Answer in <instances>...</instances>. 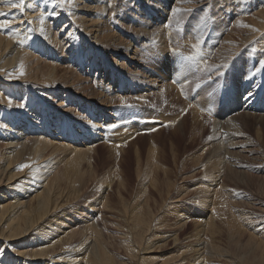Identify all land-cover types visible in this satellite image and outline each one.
<instances>
[{"label": "bare ground", "instance_id": "6f19581e", "mask_svg": "<svg viewBox=\"0 0 264 264\" xmlns=\"http://www.w3.org/2000/svg\"><path fill=\"white\" fill-rule=\"evenodd\" d=\"M16 2L0 0V21L10 24L0 29V264H186L181 252L153 254L164 242L152 240L153 207L197 165L199 188L168 206L190 218L193 202L214 215L209 233L216 218L228 235L215 243L198 219L192 245L200 253L187 264H203L207 253L204 264H264V150L237 127L264 116L251 105L258 96L241 86L260 82L264 71V0H25L22 11ZM174 8L191 11L173 15ZM237 62L239 84L228 81L219 99L194 86L203 72L221 75ZM251 64L260 70L243 80ZM259 90L264 102L262 82ZM161 124L187 141L183 150L198 141L191 166L174 142L167 168L154 148L144 159L130 141ZM126 141L136 186L121 167ZM99 147L108 149L102 167L90 157ZM117 206L120 222L105 212ZM116 245L126 255H110L119 254Z\"/></svg>", "mask_w": 264, "mask_h": 264}, {"label": "rangeland", "instance_id": "374dc122", "mask_svg": "<svg viewBox=\"0 0 264 264\" xmlns=\"http://www.w3.org/2000/svg\"><path fill=\"white\" fill-rule=\"evenodd\" d=\"M205 38L206 37H199L198 38L199 44L202 41H205ZM171 52L173 53V50L171 51V49H169V54H172ZM192 57H193V55H192ZM195 62H196V57H193L189 63L190 64L193 63V67L196 68ZM232 66H233V68H232ZM193 69L189 70L190 73H193L192 76L194 77L195 75H199L200 72H196V71L193 72L194 71ZM201 69H199V70H201ZM242 69H243V66L241 65V63L237 62L236 67L234 66V64H232L230 67L225 68L221 72V75H218L220 73V71H219V73L217 72L216 75H218V76H216V75L215 76H208L209 73L206 71L207 73L206 72L202 73L200 81L195 82L193 84L195 87L201 86V87L205 88L207 95L213 93V95L219 99L220 96H223V93H226V90L228 87V81H230L229 85L233 81L237 82L235 85L239 84L235 71L237 70L239 73V72H241ZM255 71H257V67H255L254 64L253 65L251 64L249 67V70L244 75L243 80L246 76H247L246 78H248ZM260 72L262 73L261 77L259 76L260 82L263 83V90H264V71H260ZM192 76L189 78V80L192 78ZM211 78H213V79H211ZM260 82H259V80L254 79V81L252 83L247 84V86H244V83L241 81V86H242L243 90H245L244 93L248 92L249 90H253L252 93L255 96H258L257 98H259V99L257 101H253L251 103V105L254 104V102H255V105L256 106L259 105V107H261V110H262L264 107V105H263L264 102H263V99L260 97V90H259ZM190 90H192V88H189V90H186L185 92H187L189 95L190 94L192 95L194 91L193 90L190 91ZM235 91H236V89H235ZM227 92H230V90H228ZM168 99L170 100L171 98L169 97ZM217 102H218V100H217ZM169 106H171V105H169ZM117 113H119V112H117ZM259 115H260L259 117L245 118L244 119V125L245 126H241V125L237 124V127L240 128V130L242 131V134H244L246 136L248 135L247 137H249L250 140H252L256 146H260V148H262L264 150V116H262L261 114H259ZM165 126H168V125L165 124ZM153 129L154 128H150V129L146 128L145 130L143 129L144 131H147V132L149 131V133H144V134H140V132L142 131V129H140L137 132L138 135L136 134L135 137L130 139V141L133 140V141L139 142L137 144L139 147V150H140L139 152L142 154L144 159H146L147 153H148L149 149L152 147L156 151L155 152L156 155H155L154 159L160 165V167L165 166L167 168H170L171 156H172V154H171L172 153L171 142H174L176 147L180 149V152L186 154L183 157V159L186 162V165L191 166V158L192 157H190V153L192 152L193 148H197V146H198L197 140H195V141L190 140L189 143L187 144V146L185 147V149L183 150V147L185 146L187 141L184 138L179 137L175 130H172V128L170 129V127L169 128L163 127L162 124L156 130L151 131ZM257 131H258V133H257ZM208 134H210V132L209 133L204 132L202 134V139L207 137ZM220 140H219V142L221 143ZM130 141H126V143H124L123 146L121 147V148L125 149V151H126L125 153H123L124 159H123V162L121 163V167H122V170L125 172V174L131 177L133 186H136L138 181H136V177H135V163H134L135 162L134 161V153L135 152H134L133 147H131V146L128 147V143ZM107 150H108L107 148L99 147L96 152L90 153V157H91V155H93L94 165H97L98 167H102V166L106 165L105 157L108 154ZM97 154H99L98 157H97ZM201 163H203V166H204V159L203 158H201V160H200V164ZM84 167H86V165H84ZM198 167H199V165H197L195 168H198ZM188 168H191V169H187L182 174L195 171V176L193 178H189L186 181H184V183H183L185 185L184 187L172 188L171 193L168 194L169 197L166 198L167 202L163 207L157 209L156 205L155 206L153 205L154 206L153 207L154 212H155V218L157 220H156V225L151 230L152 233H153V231L155 232L153 235V239H152L153 241L161 240L162 238H164V242L156 243L154 245V247H156V249H158V251L154 252L153 254H156V256L162 255L163 257H165V255H167V254L169 255L171 253L181 252V254L179 255V258L182 257L180 262L184 261V263H186V264L188 262H192L193 259L195 257H197V254L200 253V251L196 252L195 246L192 245V238H193V234L195 232V227L197 224L196 221L198 219H199L200 227L205 228V234L207 233L209 236L214 237L215 243H217V238L226 239V236L228 235L227 234L228 228L226 226L227 224L221 223L222 221H218V219H216V218L214 221L216 224V230L213 233H209L207 231V221H208L209 217H213L214 215L210 216V213L208 212V210H206L205 212L198 211L197 207L195 206V204L193 202L190 205L192 207V211H193L190 218H184L183 215L185 214V211H183V210L179 211V209L177 210V208H174L173 206H171V207L168 206V204H172V202H174L179 197L190 199L193 196L194 193H192V192L196 191L199 188V185L197 184V178H198L199 174H200V180L203 181L201 178V172H200V170L203 167L200 170H198V169L193 170L195 168H192V166L188 167ZM145 185L147 188H152L147 183ZM179 189H182V193L177 192ZM190 189L192 190V192H190ZM150 191L152 192V199H156V201L159 202L160 201V193L158 191L153 192L151 189H150ZM160 191H161V194L163 196H166V192L164 189H162ZM114 192H116V186L115 185H113V188L110 190L111 194H114ZM125 196H128V195H125ZM121 209H122V207L117 206L116 208L106 210L105 212L115 214L116 216H114L113 219L115 220V222H120L122 220L121 219L122 214L120 212ZM254 212H253V214L255 216ZM122 226L124 228V229H122V231L123 232L127 231L126 223L122 224ZM176 234L178 235V237H177V239H174V235H176ZM224 244H225L224 240H221V245L223 247H224ZM115 248L117 250H119V254H116L113 251V249L110 248L109 249L110 255L117 257V258H119V255H123V254L126 255L125 247H123L121 245H116ZM142 254H144V253H142ZM202 256H203V264H204L205 259H206V257L209 256V254L208 253L202 254ZM197 260H199V258H197L196 261Z\"/></svg>", "mask_w": 264, "mask_h": 264}, {"label": "snow or ice", "instance_id": "6c2138e0", "mask_svg": "<svg viewBox=\"0 0 264 264\" xmlns=\"http://www.w3.org/2000/svg\"><path fill=\"white\" fill-rule=\"evenodd\" d=\"M11 2V0H10ZM182 2V0H181ZM24 3H25V0H17L16 3L13 4V7L19 9V10H23V7H24ZM60 3L61 4H64V3H67L69 5H72L73 4V0H60ZM181 11H191V9H181V8H174L173 9V15L181 12ZM41 23H43V14H41ZM171 25V21L169 22L168 25H166V27H170ZM10 26L9 22L8 21H0V29H5V28H8ZM41 31H43V29H41ZM194 48H197L198 45H193ZM193 57H188V59H192ZM260 65L262 68H264V60H261L260 61ZM260 69H257V71H259ZM24 72H23V65H21V70H20V75H23ZM9 78H11V75L9 76ZM8 103L9 105L12 104V101L11 99L8 100ZM23 105H21L22 107ZM112 127H115V125H112ZM25 167H28V165H20V169L22 170L23 168Z\"/></svg>", "mask_w": 264, "mask_h": 264}]
</instances>
